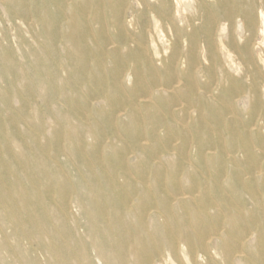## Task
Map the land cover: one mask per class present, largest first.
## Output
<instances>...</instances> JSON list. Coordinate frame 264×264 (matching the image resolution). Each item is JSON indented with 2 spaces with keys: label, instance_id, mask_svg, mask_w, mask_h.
I'll list each match as a JSON object with an SVG mask.
<instances>
[{
  "label": "rangeland",
  "instance_id": "rangeland-1",
  "mask_svg": "<svg viewBox=\"0 0 264 264\" xmlns=\"http://www.w3.org/2000/svg\"><path fill=\"white\" fill-rule=\"evenodd\" d=\"M0 264H264V0H0Z\"/></svg>",
  "mask_w": 264,
  "mask_h": 264
}]
</instances>
